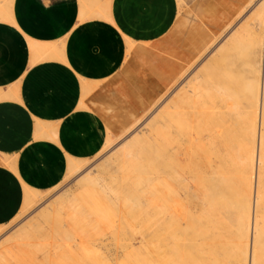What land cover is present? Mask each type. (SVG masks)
Instances as JSON below:
<instances>
[{
    "label": "crops",
    "instance_id": "obj_1",
    "mask_svg": "<svg viewBox=\"0 0 264 264\" xmlns=\"http://www.w3.org/2000/svg\"><path fill=\"white\" fill-rule=\"evenodd\" d=\"M109 1L113 24L81 17L79 0H13L0 18V95L19 93L0 97V226L18 216L26 187L54 189L68 157L91 159L108 134L129 130L251 0Z\"/></svg>",
    "mask_w": 264,
    "mask_h": 264
},
{
    "label": "rangeland",
    "instance_id": "obj_2",
    "mask_svg": "<svg viewBox=\"0 0 264 264\" xmlns=\"http://www.w3.org/2000/svg\"><path fill=\"white\" fill-rule=\"evenodd\" d=\"M0 1L8 2L10 0ZM82 1L89 9L98 5L97 3L101 8L104 5L105 8H102L104 17L106 15L105 18H110L111 15L112 18L109 0L104 2L100 0ZM179 1L185 5L188 0ZM259 2V0L250 1L249 5L232 22L231 27L224 31L161 96L155 106L153 105L151 110L149 109V112L147 111L140 118L141 122L115 140L116 143L112 141L113 144L104 145L97 156L88 158L80 173L70 174L68 178L65 176L61 184L48 191L41 192L26 187L27 193H38V197L32 200L31 206L28 205L29 208L23 206L18 216L10 223L0 226V264H163L161 259L164 258L162 252L165 244L161 237L163 236L161 219L164 210L162 207L164 195L162 172L165 171L166 165L161 154V147L165 141L164 133L160 127L161 122L169 113L175 111L176 106L185 99L186 93L191 96V102L189 101L188 105L191 113L178 123L174 122L171 137L178 133L176 137L180 139L182 152L186 154L182 158L183 162L180 163V166L184 167V176H195L196 178L199 171L200 174L199 172L197 174L199 179H196L198 183L202 178L205 181L200 183L213 182L211 178L206 180L208 177L200 169L203 165L206 167L210 159L213 158V150L217 145L215 142L217 130L222 126L226 129L225 133L238 143H244L249 132L246 130L247 116L242 111L227 110L223 112L216 106L214 111L216 92L212 86V70L214 65H219L221 80L232 83L226 90L227 92L224 90L223 93L229 94L232 99L228 100L233 105L234 98L237 95L240 97L242 95V84L246 73L251 72L249 77H253V66L256 72H259V82H263L264 52L262 51H264V47L258 43L257 38L264 39V22L263 31L261 29L257 31L255 24L257 20L254 18V13L258 12L256 8ZM107 8L110 9V13ZM251 17L252 19H250ZM248 19L250 20L248 21ZM248 29L252 31V36L245 41ZM225 40L226 42L221 44ZM127 41L130 48L132 41L128 38ZM254 41L257 42L256 45ZM248 42L254 44L250 43V45ZM249 53H252L250 61L248 60V62H252L251 64L246 62ZM246 64L249 65V68ZM93 87L86 85L83 96H87ZM232 91H236V95L230 94ZM0 97L4 96L0 95ZM8 97L19 99L18 90L14 89L11 96L8 95ZM242 99H239L242 104L241 110H245L246 103ZM218 113H220L221 123L215 126L213 120L219 115ZM37 127L40 135H52L50 132L53 129L45 122L38 120ZM136 136L143 140L141 144L149 143L145 154L137 153L125 163L122 162L123 164L118 162L130 149L137 150L136 145L128 148L125 146L127 141ZM4 162L10 167L14 166L9 158H5ZM92 168L94 176L99 179V182L101 181L100 183L96 182L97 187L94 188L92 186L95 179L86 180L84 175L86 170ZM126 180L132 184V187H128ZM216 182L218 183V181ZM193 183L194 181L190 182L189 186H191L190 184L194 185ZM130 189L137 195L135 201L138 200V207L141 209L138 208L140 211L135 214H130V206L126 204L125 208L124 202L114 201L116 195L121 194L124 190L128 192ZM189 191L191 192L190 189ZM197 199L199 198L190 197L186 198V201L194 206ZM211 201L214 206L216 200L212 199ZM196 205L198 208V202ZM189 215L187 218L184 217L186 219H182L180 226L182 228L178 229L179 237L183 235L180 238L184 241L180 242L182 246L180 244L177 245L178 247L173 245V249H177L175 251L172 248H167L173 256V261L180 259L181 254L182 260L187 264L195 255L194 241L198 231V226L194 224L193 219L188 217ZM189 225L192 227L188 228ZM42 227L45 229L38 230ZM187 235L189 236L187 237ZM171 243L173 242L171 241ZM170 246L172 247V244ZM7 248L13 249L12 252L8 254ZM189 249L190 251H188ZM262 252V264H264V246Z\"/></svg>",
    "mask_w": 264,
    "mask_h": 264
},
{
    "label": "bare ground",
    "instance_id": "obj_3",
    "mask_svg": "<svg viewBox=\"0 0 264 264\" xmlns=\"http://www.w3.org/2000/svg\"><path fill=\"white\" fill-rule=\"evenodd\" d=\"M12 1L13 0H10L8 2L0 1V18H5V19L11 18L12 16L11 12H13L11 10ZM79 1H80L81 17L98 16L104 18L105 20L107 19L106 21L109 20L110 22L112 21L111 24L114 23L113 22L114 19L111 18V15H110L111 19L105 18L106 15L104 17V10L102 9L104 5L101 8V6L100 7L98 6L99 3H97L98 5H94V7L89 9L87 8L86 5L83 4L82 0ZM259 1L260 2L258 3L256 8L258 9V12L256 14L254 13V18L257 20L255 23L256 30L259 31L261 29L263 31L262 27L264 22V0H259ZM252 17L250 19H252ZM250 19H248V21ZM231 25L232 23L229 26H227L228 28L226 30H228L231 27ZM252 30L254 31V27ZM247 31H249V29ZM251 36H252V31H249L245 35V41L246 39H250ZM257 40L258 43L264 47V39H262V37L261 38L259 37V39L257 38ZM225 42L226 40L222 41L221 44H224ZM254 42L256 45L257 42L256 41ZM248 43L254 44L253 42H248ZM33 45H36V42ZM37 46H39V43L37 44ZM43 46L44 45H42V47L39 46L40 47L39 49L43 48ZM33 49H35V46ZM51 49L54 52L55 49L51 48V46L48 49L50 50L49 52H52ZM41 51L43 52V50ZM41 51L39 50L40 53ZM44 53L46 54V50L42 54L44 55ZM249 54L247 55L246 62H248V60L250 61V56L252 53L250 55ZM40 58L37 57V60L38 59L40 60ZM43 60H45V58ZM66 60H64V62H66ZM214 66L215 67H213L212 70V86L216 92L214 99V106H213L214 111H215V106L221 108L223 112L227 110H234L237 112L242 111L243 114L247 116L246 130L249 132V134L246 136L245 139L246 141L244 143H238L235 139L228 136V134L225 133L226 129L222 128L221 126L215 134V142L217 145L213 150V158L210 159L209 163L206 162L207 163L206 167H204L203 165L200 169V171L204 175H206V177H208V179L206 180H210L209 178H211L214 183L212 181H208V183L206 182L200 183L202 181H205V179L203 180L202 178L203 174L201 175L202 180L201 181L199 180L200 182L198 183L196 179L198 178L197 174L199 171L196 174V178L195 176H191V177L184 176L183 174L184 167L183 166L181 167L180 163L182 161V158L186 154L182 152L183 149L180 139L176 137L178 133L174 137H171L174 122L178 123V121H180L183 117H186L189 113H191V111L188 109V105L191 102L190 100L191 96L188 93H186L185 99L176 106L175 111L173 113H169L170 115L168 114L162 120L160 127L164 133L165 141L163 142V147H161L162 149L161 154L163 156L166 165L165 171L162 172L163 184H164L162 207L164 210L162 212L163 215L161 219L163 226V236L161 237H163V241L165 244L164 251L162 252V256L164 255V258L161 259L163 264H187L186 262L184 263V260H182L183 258H181V254H180V259H177L176 257H179V255H176V257L175 256L174 257L177 260L173 261L172 259L173 256H171V254L169 253L170 251L167 248L173 249L174 247L173 245L177 246L182 241L180 240V238L183 237V235L179 237L180 235L178 234L179 232L178 229L182 228L180 227L182 225V219H186L187 215L189 214L190 215L188 217H190V219H193L194 224L198 226L197 229L198 231L195 234V241H194L195 243L194 246H196L195 247L196 252L195 255L192 257L190 263L188 264H262L263 261L262 248L264 246L263 245L264 227L262 226H264V79L263 82L260 81L262 83V85L260 86L259 72L258 71L256 72L255 67L253 66L254 68L252 70L253 77L252 76L249 77L251 72L246 73L245 80H243V84H242L243 85L242 95L241 97L237 95V97L234 98L235 101L233 105L228 100V99L230 100L232 99L229 96V94H226L225 92H224L225 94L223 93L224 90L225 91L228 90L230 84L232 83L227 80H221L219 76V65H214ZM247 66L249 68V65ZM250 67L252 66L250 65ZM11 93L12 92L8 93L6 91V94L2 96L8 97V95L11 96ZM230 94L236 95V91H232ZM242 98L245 100L246 103L244 105L245 110H241L242 104H240L239 99ZM155 104L153 105L155 106ZM218 114L219 115L214 117L215 119L213 120V124L215 126L221 123L220 113ZM138 122H141L140 118L129 128V130L134 125H137ZM50 133H53V131H51ZM186 134H188V132H186ZM120 137L121 136H113L112 134H108L105 146L108 144L111 145L110 143H112V141L114 142ZM138 139L139 136H136L134 137V139H130L129 141H127L126 142L127 144L125 143L126 144L125 146L127 148L132 145H136L138 148L137 150L127 149L129 151H127V153L118 162L125 163L128 159H131L134 156H136L137 153L143 152V154H145L146 148L148 146L147 144L149 143L145 145L141 144V142L143 141L141 139H139V142L137 143ZM125 158L127 159L123 160ZM86 160H87L86 158H78V157L74 158L71 156L68 157L67 174H66L67 178L70 174L72 175L73 173L75 174L80 173L83 170ZM92 170L93 168L86 170L85 171L86 174L84 173V175L86 180L95 179L93 182L94 185L92 186L94 188L97 187V185L95 184L96 182L97 183L99 182V179L94 176L93 174L94 170L93 171ZM193 181H194L193 183L194 185L190 184L191 186H189V183ZM216 181H218V183ZM126 182L128 184V187L130 186L132 187V184H130L129 181L126 180ZM215 183H217V185H215ZM136 184H138V182H136ZM199 184L201 185L200 187ZM189 189L191 190V192L189 191ZM36 197H38V193L35 192L27 193L25 191L24 206L27 207L28 205L31 206L33 202L32 200H34ZM136 197L137 195L131 189L128 192L124 190L121 192V194L116 195L114 201L115 202L122 201V203L124 202L125 208L127 205L130 206V210H131L130 214H135V212L141 210L138 207L139 204L138 200L137 202L135 201ZM190 197L199 198L197 199L198 208L196 205L197 202L195 203L196 206L195 205L193 206L192 204H190L189 201H186V198L189 199ZM216 198L217 199L221 198V199L217 200ZM212 199L216 200V202H214L215 203L214 206L212 204L213 202L211 201ZM17 203L16 205L18 206ZM128 211H126V214H128L127 213ZM185 222L187 223V221ZM190 225L188 228L192 227V226L190 227ZM115 226L117 225L115 224ZM43 227L38 228V230L45 229ZM189 235H187V237ZM160 239L162 240V238ZM171 241L173 243H171ZM183 242L184 241H182L181 243ZM171 244L172 247L170 246ZM12 250L13 249L11 248H7L6 251L9 254L12 252ZM188 251H190V249ZM154 255L156 256V254Z\"/></svg>",
    "mask_w": 264,
    "mask_h": 264
}]
</instances>
